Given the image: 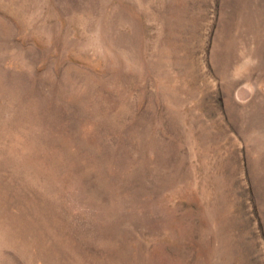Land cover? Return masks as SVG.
<instances>
[{
  "label": "rangeland",
  "instance_id": "rangeland-1",
  "mask_svg": "<svg viewBox=\"0 0 264 264\" xmlns=\"http://www.w3.org/2000/svg\"><path fill=\"white\" fill-rule=\"evenodd\" d=\"M0 264H264V0H0Z\"/></svg>",
  "mask_w": 264,
  "mask_h": 264
}]
</instances>
